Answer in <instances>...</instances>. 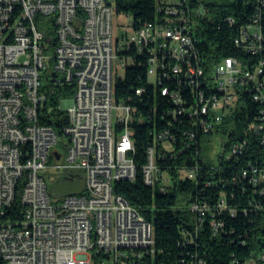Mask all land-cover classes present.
<instances>
[{"label": "built area", "instance_id": "2783aa9c", "mask_svg": "<svg viewBox=\"0 0 264 264\" xmlns=\"http://www.w3.org/2000/svg\"><path fill=\"white\" fill-rule=\"evenodd\" d=\"M117 1L0 0V264H155L154 223L115 190L118 181L137 177L136 123L161 116L143 175L162 192L170 190V169L183 179L198 177L203 166L187 160L198 159L204 138L242 106L243 94L260 103V114L219 159L248 156L252 140L264 143V57H255L264 52V0H256L249 23L235 38L249 58L231 55L215 62L194 36L189 0H157L160 15L139 25L133 18L123 45L115 38ZM39 18L53 24V50ZM228 21L235 23L233 17ZM116 63L124 68L123 77L117 76ZM135 63L145 65L153 91L137 87L139 104L133 96L118 101L117 79ZM45 74L55 84L74 87L58 105L68 118L64 153L56 148L61 136L41 119ZM164 159L176 164L164 169ZM78 171L85 174V189L56 196L49 184L54 175L74 181ZM228 183L242 188L249 183L264 199V160L248 158L245 167L204 185ZM190 209L198 214L196 231L212 210L215 234L225 227L216 209L236 215L223 190L215 210L198 201Z\"/></svg>", "mask_w": 264, "mask_h": 264}, {"label": "trees", "instance_id": "16d2710c", "mask_svg": "<svg viewBox=\"0 0 264 264\" xmlns=\"http://www.w3.org/2000/svg\"><path fill=\"white\" fill-rule=\"evenodd\" d=\"M255 2L256 0H216L205 3L204 0H189L194 20V36L209 59L215 62L231 55L245 60L249 58L247 53L236 46L235 38L240 28L249 23ZM117 8L120 13L131 14L136 25L155 20L160 15L157 0H118ZM228 17H233L235 23L229 22ZM38 21L39 27L47 31L50 49L53 50L57 38L51 20L48 22L39 18ZM262 25L264 27V18ZM255 57H264V52ZM45 75L42 90L47 93V102L41 119L64 138V127L68 118L66 111L60 110L58 105L62 98L73 95L74 87L55 84ZM140 86L149 87L150 91H153L147 80L145 65H128L125 77L117 79L116 82L117 100L126 101L129 96H133L139 104L135 89ZM162 100L159 97L157 102ZM242 100V106L229 114L217 129V134L226 139L223 143L224 151L230 150L234 143L245 137L244 131L248 124L260 114V103L254 102L244 94ZM161 123V116L158 114L151 123L134 124L137 177L133 181H118L115 186L116 192L121 193L154 223L157 250L155 264H191L199 258L203 259L205 264H249L250 260H253L254 264H264V259L260 257L264 253V209L255 206L259 201L264 203V199L260 200L259 196L253 194L249 183L243 188L235 187L231 183L220 187L204 185L205 181L217 179L221 175L228 177L232 169L245 167L248 158L262 162L264 143L252 140V144L247 146L248 156L242 158H220L217 163L212 164H206L201 155L197 160L188 159L187 164L190 166L197 161L203 166L198 177L194 180L183 179L179 177L176 168L170 169V190L162 192L158 186H148L143 175V167L147 163V148L152 141L151 132L156 127H161ZM160 164L166 169L169 165L176 164V161L164 159ZM213 166L215 168H212ZM222 190L225 191L228 206L236 208V215L231 216L226 210L219 214L216 209L215 217L222 218L225 227L215 234L210 225L213 211H208L196 231L198 214L190 209V204L195 201L208 203L214 209Z\"/></svg>", "mask_w": 264, "mask_h": 264}, {"label": "rangeland", "instance_id": "374dc122", "mask_svg": "<svg viewBox=\"0 0 264 264\" xmlns=\"http://www.w3.org/2000/svg\"><path fill=\"white\" fill-rule=\"evenodd\" d=\"M205 3H209L211 1L216 0H204ZM133 19V16L128 13H115L114 17V29H115V38L116 39H122L121 45L125 44L127 41V36L132 34V29L129 25V22ZM124 39V40H123ZM50 53H53L51 51ZM48 68H54V62H49ZM117 70V76H124V68L119 66V63H116ZM47 75V74H46ZM45 75V77H46ZM48 76V75H47ZM226 141L224 136L214 133L213 135L207 136L203 140L202 144V150H201V157L202 160L206 164H212L217 163L219 160V157L224 151L223 143ZM56 148H58L62 153H64L67 149V140L63 137H60L58 144L56 145ZM83 171H78L76 178L74 181H70L65 179V175L58 173L55 174V181H50V189L53 190V193L56 196L63 197L66 194L70 193H78L85 189L86 186V180L84 177ZM249 264H254L253 260L249 261Z\"/></svg>", "mask_w": 264, "mask_h": 264}, {"label": "water", "instance_id": "95a60500", "mask_svg": "<svg viewBox=\"0 0 264 264\" xmlns=\"http://www.w3.org/2000/svg\"><path fill=\"white\" fill-rule=\"evenodd\" d=\"M56 157L59 159L60 158V153H56Z\"/></svg>", "mask_w": 264, "mask_h": 264}]
</instances>
